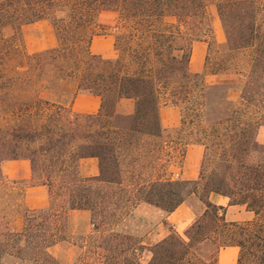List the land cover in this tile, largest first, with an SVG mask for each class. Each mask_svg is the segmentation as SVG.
<instances>
[{
    "label": "trees",
    "instance_id": "trees-1",
    "mask_svg": "<svg viewBox=\"0 0 264 264\" xmlns=\"http://www.w3.org/2000/svg\"><path fill=\"white\" fill-rule=\"evenodd\" d=\"M208 3L0 0V186L8 181L4 161L27 159L30 182L46 186L48 195L47 206L23 208L20 231H0V262L62 264L49 248L61 241L83 247L67 233V215L84 209L92 231L80 238L100 254L99 264H216L227 245L239 247L236 264H264V144L256 140L264 124V0H215L222 43L214 39ZM102 11L114 14L111 56L90 50L101 31L93 26L105 29ZM40 19L51 22L57 44L28 53L21 26ZM198 40L208 46L203 69L193 72L191 46ZM62 81L75 82L73 96L98 95V111L74 112L44 96ZM123 98L133 100L130 114L116 111ZM162 98L181 107V124L198 129L194 143L204 151L196 179L142 172L163 142ZM252 153L256 161H249ZM85 157L97 158V175L80 176ZM210 193L244 204L253 217L227 221ZM192 194L204 210L184 236L171 229L147 246L115 229L139 203L172 212ZM206 244L214 247L208 255Z\"/></svg>",
    "mask_w": 264,
    "mask_h": 264
},
{
    "label": "crops",
    "instance_id": "crops-1",
    "mask_svg": "<svg viewBox=\"0 0 264 264\" xmlns=\"http://www.w3.org/2000/svg\"><path fill=\"white\" fill-rule=\"evenodd\" d=\"M104 16V19H102ZM114 14L110 11H102L98 17V23L105 27L101 29L100 34H95L90 43V50L93 53L101 54L103 56L113 55V34L111 26ZM218 23L213 28L214 39L217 43L224 42V33L217 27ZM4 34L9 36L11 34L10 28H5ZM21 37L23 47L26 52L33 53L56 46L57 40L51 22L48 19L36 20L21 26ZM207 42L194 41L191 46V54L189 59V68L193 72L201 71L203 69ZM212 78L218 77L211 75ZM47 94V93H45ZM70 104V103H69ZM100 106V97L98 95L88 92H78L71 100V110L80 113H95ZM116 111L121 114H130L133 111V100L129 98L120 99L116 105ZM162 125L163 120L161 118ZM164 128V125H163ZM256 140L264 144V124L257 128ZM203 145L199 143H192L187 146L185 152V165L183 167L182 176L187 174L185 178L195 179L198 173V157L203 151ZM1 170L6 179L23 181L27 185L25 187V194L23 196L22 204L29 209L41 208L48 205V195L46 186L41 184H32L30 182L31 172L30 164L27 159L6 160L1 165ZM79 174L82 177H90L98 174L97 158L85 157L79 160ZM163 175V174H162ZM179 175L174 173L173 176ZM174 179V177H170ZM209 199L217 204L225 207V219L227 221H245L253 217V213L246 209L244 204H229L227 196L210 193ZM204 207L199 211V215L203 212ZM193 212L185 201L179 204L172 212H165L148 203H139L133 208L129 214L130 217L144 216L149 227L145 234H139L137 231L139 225L134 227L132 234L138 235L143 244L145 241L152 240L154 243L164 238L171 229L182 235V233L191 225ZM77 220L81 223H89V212L84 209H71L67 215V233L72 235L77 228ZM15 226L10 231H20L23 227V217L15 219ZM190 224V225H189ZM170 226V228H166ZM188 226V227H187ZM187 227V228H186ZM143 237V238H142ZM68 247H67V245ZM67 247V251L63 252V248ZM74 244L68 241H61L49 248L50 253L59 258L62 264H72ZM239 247L235 245H227L221 247L216 256V264H236ZM70 252V253H69Z\"/></svg>",
    "mask_w": 264,
    "mask_h": 264
},
{
    "label": "rangeland",
    "instance_id": "rangeland-1",
    "mask_svg": "<svg viewBox=\"0 0 264 264\" xmlns=\"http://www.w3.org/2000/svg\"><path fill=\"white\" fill-rule=\"evenodd\" d=\"M208 16L211 21V24L219 27L221 30V24L219 17L216 13L215 9V0H209L208 3ZM104 19V16H102ZM113 25V24H112ZM109 26L114 28L113 26ZM93 29L96 32L101 30L100 26H93ZM223 31V30H222ZM226 77L225 74H221L216 78H212L211 75L206 76L205 82L207 85H211L219 80H222ZM75 88L74 81H62L57 82L54 86L53 91L47 92L44 94L45 97L53 99L55 101L64 104L67 108L71 110L70 104L73 98V91ZM70 103V104H69ZM72 111V110H71ZM161 118L163 120L164 125V133H163V142L161 143L157 153H155V158L153 163L145 164L142 169V172L146 174L156 173V174H164L166 177H174V179L185 178L187 174H184L183 178V167L185 165V152L188 145L194 143L196 138V133L198 129H194V127L190 124H181V107L179 105H173L169 101H165L162 98V107H161ZM204 151V148H203ZM203 151L201 155L198 157V171L200 167V163L203 156ZM258 158V153H252L249 156V161H256ZM174 173H179V175H174ZM198 176V173H197ZM196 179V178H195ZM27 183L23 181L9 180L0 186V231L10 230L15 226V219L22 217L23 211V196L25 194V187ZM185 204L189 206L190 210L193 212L192 220L190 224H192L199 216V211L204 207V204L198 199V197L194 194L190 195L186 200ZM131 212V211H130ZM124 215L121 219L117 221L115 229L131 234L132 236L138 238L139 236L136 234H132V230L134 227L139 225L138 233L144 235L146 230L149 228L147 226V221L144 216L135 218L130 217L129 214ZM189 224V225H190ZM166 228H170V226H166ZM188 227V226H187ZM186 227V228H187ZM91 225L89 223H85L83 225L81 220H77V228H75V232L71 235L73 239H75L78 243L82 244L83 247H77L74 245L73 248V256L74 260L78 255H81L83 264L95 263L99 264L100 262V254H97L96 251L87 246V242H84L83 238L80 236L91 234ZM186 231V230H185ZM185 231L182 233L184 236ZM143 238V237H142ZM141 239V237H140ZM145 245L149 246L154 242L152 240L145 241ZM67 245V244H66ZM68 247V245H67ZM67 247L63 248V252L67 251ZM214 247L210 244H206L202 248V253L204 255H208L212 252ZM70 253V252H69ZM149 252L145 250L142 253L141 260L145 263L149 258ZM59 259V258H57ZM60 260V259H59ZM0 264H29L22 263L15 260L13 257H4L1 260ZM81 264V263H79Z\"/></svg>",
    "mask_w": 264,
    "mask_h": 264
}]
</instances>
